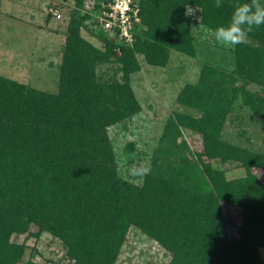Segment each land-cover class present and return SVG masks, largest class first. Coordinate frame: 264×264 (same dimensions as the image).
<instances>
[{"label":"trees","instance_id":"1","mask_svg":"<svg viewBox=\"0 0 264 264\" xmlns=\"http://www.w3.org/2000/svg\"><path fill=\"white\" fill-rule=\"evenodd\" d=\"M84 1L76 0L77 6ZM137 1L144 32L136 26L133 44L116 39L119 61L130 71L139 69L138 53L155 66L168 63L170 50L196 56L188 7L206 11L208 26L216 29L227 25L235 3L222 0L216 8L214 0ZM83 24L71 19L58 93L0 76V264L24 259L27 246L18 238L30 236L33 226L60 239L72 264H115L132 226L172 254L169 264H264V183L253 172L264 168V153L220 136L227 102L239 91L215 86L212 68L198 85L187 86L179 102L204 114L178 113L175 126L177 133L182 127L200 132L203 151L168 148L153 158L142 185L125 181L104 127L130 116L135 103L116 100L106 118L94 73L83 67L88 53L101 52L81 37ZM249 36L256 45H236V74L264 87V26ZM108 45L109 53L117 48ZM245 102L264 117L263 98L245 92ZM229 162L240 163L247 175L228 179L223 165ZM224 205L242 210L238 237L229 232Z\"/></svg>","mask_w":264,"mask_h":264},{"label":"rangeland","instance_id":"2","mask_svg":"<svg viewBox=\"0 0 264 264\" xmlns=\"http://www.w3.org/2000/svg\"><path fill=\"white\" fill-rule=\"evenodd\" d=\"M104 1L85 0L79 7L76 0H0V76L38 91L58 93L69 26L74 17L84 21L81 37L101 52L99 57L88 53L83 67L94 73L93 89L100 95L106 118L116 100L130 97L135 103L136 110L130 116L118 118L104 127L122 179L142 185L153 158L168 148L178 152L177 148L188 145L193 153L203 151L202 134L183 127L177 133L174 117L180 113L202 118L203 110L180 103L179 96L187 86L198 85L211 68L215 72L209 75L214 74L215 86L239 91L233 103L227 102L231 106L221 128V138L264 153V117L245 102V92L264 99V87L242 80L236 74V46L216 41L215 28L208 26L206 11L188 7L196 56L170 50L168 63L155 66L138 53L135 58L139 69L130 71L119 61L122 45L99 25ZM136 26L138 34L146 28L141 18ZM106 40L117 45L113 53L108 52ZM246 43L256 45L250 36ZM231 76L238 79L232 83ZM130 145H134V150ZM185 152L189 156L188 150ZM223 168L228 179L247 175V169L238 162H229ZM253 172L264 183V168L253 169ZM223 209L230 222L231 236L238 237L242 210L229 205H224ZM30 230V236L24 234L18 238L19 243L27 246L19 264L73 263L60 239L47 231L39 232L36 226ZM260 252L264 260V248ZM171 259L172 254L156 240L132 226L115 264H169Z\"/></svg>","mask_w":264,"mask_h":264},{"label":"clouds","instance_id":"3","mask_svg":"<svg viewBox=\"0 0 264 264\" xmlns=\"http://www.w3.org/2000/svg\"><path fill=\"white\" fill-rule=\"evenodd\" d=\"M222 0H214V7L221 8ZM264 26V0H235L227 25L214 30V36L222 45L236 46L247 42L249 35Z\"/></svg>","mask_w":264,"mask_h":264},{"label":"built area","instance_id":"4","mask_svg":"<svg viewBox=\"0 0 264 264\" xmlns=\"http://www.w3.org/2000/svg\"><path fill=\"white\" fill-rule=\"evenodd\" d=\"M98 21L99 25L114 39L122 43L135 42L136 23L140 20L137 0H106ZM61 15H58L60 18Z\"/></svg>","mask_w":264,"mask_h":264}]
</instances>
